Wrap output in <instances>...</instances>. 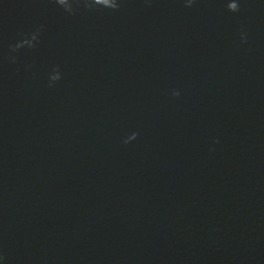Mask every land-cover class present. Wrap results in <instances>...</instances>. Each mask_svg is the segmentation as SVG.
<instances>
[{"label": "water", "instance_id": "95a60500", "mask_svg": "<svg viewBox=\"0 0 264 264\" xmlns=\"http://www.w3.org/2000/svg\"><path fill=\"white\" fill-rule=\"evenodd\" d=\"M109 2L0 0V264H264V0Z\"/></svg>", "mask_w": 264, "mask_h": 264}, {"label": "clouds", "instance_id": "9594fccd", "mask_svg": "<svg viewBox=\"0 0 264 264\" xmlns=\"http://www.w3.org/2000/svg\"><path fill=\"white\" fill-rule=\"evenodd\" d=\"M58 3L63 4L65 0H57ZM92 5L100 6L106 9H111V10H117L119 5L118 3H110L109 0H104L103 3L100 2V0H91ZM191 7V2L187 5ZM227 9L230 12L236 13L239 12V4L236 2V0H229V3L227 4ZM175 95H179V93H175Z\"/></svg>", "mask_w": 264, "mask_h": 264}]
</instances>
